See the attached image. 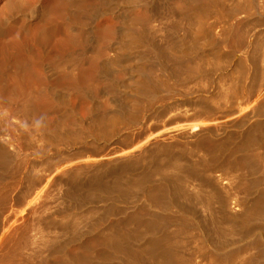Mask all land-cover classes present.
<instances>
[{
    "label": "rangeland",
    "instance_id": "1",
    "mask_svg": "<svg viewBox=\"0 0 264 264\" xmlns=\"http://www.w3.org/2000/svg\"><path fill=\"white\" fill-rule=\"evenodd\" d=\"M208 3L209 0H0V21L4 23L0 34V150L20 163L27 177L43 182L54 162H60L56 168L66 164L65 169L94 163L93 167L85 166L92 168L88 173L75 179L74 187L84 193L99 183L111 186L112 172L121 174L120 184L129 180L125 174L128 171L145 173L149 165L140 161L149 156L147 152L138 153V145L145 143L146 151L152 153L172 141L159 138L168 131L174 134L173 141L176 139L171 144H176L184 128L202 121L208 126L207 131L202 130L210 140L242 135L260 122L261 140L264 0ZM230 26H239L243 36L247 34L246 46L234 45L233 35L226 33ZM250 47L255 59L249 67L245 58ZM246 90L250 94L248 100L244 98ZM259 105L261 111L254 113L252 109ZM45 161L53 163L45 166ZM101 169L106 173L99 174ZM97 174L100 179H94ZM258 179L264 182V173ZM5 184L9 200L0 204V233L8 227L7 216H17L13 227L19 228L28 215L34 214L36 218L40 214L38 210L27 213L30 196L18 194L25 188L24 180L11 186L7 179ZM145 186L141 197L149 189L148 184ZM134 195L130 191L125 198L106 207L88 200L83 204L87 212L84 211L82 222L58 236L53 252L32 241L22 255L35 254L30 257V264H63L62 254L68 255L73 264H95L101 252L95 245L96 230L117 222L120 209L136 210ZM254 196L255 191L250 201ZM25 205L26 209H22ZM44 206L46 218H57L65 209L56 191L45 198ZM89 207L95 208L90 214ZM194 211L202 215L198 208ZM233 237L227 239L230 248L247 241ZM89 260L95 262L88 263Z\"/></svg>",
    "mask_w": 264,
    "mask_h": 264
},
{
    "label": "bare ground",
    "instance_id": "2",
    "mask_svg": "<svg viewBox=\"0 0 264 264\" xmlns=\"http://www.w3.org/2000/svg\"><path fill=\"white\" fill-rule=\"evenodd\" d=\"M208 4H210V0ZM207 7L208 5L205 8ZM195 14L197 15V13ZM199 22L202 21L200 20L198 23ZM1 23H3V21H0V34L4 30H2L4 23L2 26ZM242 30H244V28ZM226 33L228 35H233V43L235 46H246L244 45V39L247 34L245 33L246 35L243 36L239 26H230L226 29ZM261 43H263V41ZM252 48L250 47V51L248 50V57H246L247 59L245 58L246 61L248 60L249 67L253 66V62L251 61H253V55H255V53L253 54L254 50H251ZM154 50L156 49L154 48ZM262 53H264V51H262ZM180 65L181 64L178 66ZM241 71L242 70H240V72ZM240 74L243 73L241 72ZM261 80L262 79H260V81ZM159 81H161V79ZM250 87L252 88V85ZM235 89H237V87ZM238 90L239 88L236 92H238ZM229 91L228 93H230ZM249 95V92L246 90V92H244V98L247 99ZM149 99L150 98H148V100ZM229 99H231V97ZM260 102L264 101L262 100ZM261 105H264V103ZM260 108L261 106L259 105V107H255L252 110H254L253 112L255 113V110L258 111ZM201 113H204V111H201ZM197 117H199V115ZM201 118L203 117L201 116ZM211 119L212 118H210V120ZM215 119L217 120V117ZM102 120L100 119V121ZM1 121L2 120H0V122ZM259 124L260 125H258L257 122L250 128H247L242 135H240V133L239 135L237 134L239 136L238 138L236 134V136L231 134L224 139L215 138L210 140L206 138L207 135L204 133V131H207L208 126L202 121L201 123H196L184 128V131L179 133L182 137L179 136V139H177L179 143L176 142V144H171L174 140V134L168 131L167 126L166 129L168 133H162L160 137H158L160 140L169 142L172 140L170 143L166 144L164 141L166 145L158 147V149L156 148L152 153L146 151L147 146L145 143L138 145L139 147L137 146L138 153L143 154V152H147L149 156V158H145L147 160L143 161L142 159L140 161L142 165H149L147 171H144L145 173L137 172V174H131V171H128L125 174L126 178L129 180L126 184L124 183V185L123 183H119V180L122 179L121 174L118 176L116 173L112 172V174H109L113 177L111 186L108 185L109 187H103L101 185L102 183H99L96 186L87 188L84 193H80L74 187L76 186L75 179H77L78 175L88 173L87 171L91 167L86 168L85 166L93 167L94 163L85 164L83 162L84 166L75 164V166L71 165V168L65 169V167H67L65 166L66 164H64L65 161L63 163L64 165L57 168L56 166L60 162L53 163L51 161H45L43 163L45 166H49L53 163L51 166H55V169L49 166V177L43 182L41 179H31L30 176L27 177L25 171L20 168L21 164L18 162L15 163L11 160L9 155H6L7 153L4 154L3 151L0 150V204L9 200L8 188L5 184L6 180H11V186L18 180H24L25 188L21 191V194H18L25 198L26 196H30V200L27 199L28 202L26 201L31 205L27 213H35L37 210L40 212V214H36V218L34 214L28 215L27 219H25V221L23 220L24 223L19 228L13 227L19 219L17 216L5 217V220L9 221V224L6 222L8 227L0 233V264H30V257L32 258L35 254L30 253L28 256H23L22 252L26 245L32 241L35 242V244L39 243L44 246L49 252H53L56 248L55 245H57L58 236L68 230L75 229L82 222L84 217L83 213L85 211L83 204L85 205V202L88 203V200H90V203H92L91 201H97L102 207H106L108 203L113 204L124 196L126 197L130 191L135 194L136 210L127 211L120 209L121 216H117L119 218L117 222L106 224L100 227V229H97L98 231L96 230L94 235L95 245L101 252L95 264H264V182L258 179L259 174L264 173V140H262L264 137L261 140L260 137H258L261 123L259 122ZM100 130L101 128L98 131ZM260 131H262V129ZM173 132L175 133V131ZM261 134L264 135L262 132ZM175 141H173V143ZM261 150H263V152H261ZM186 156L192 157V159L195 158V160L190 162L185 158ZM67 157L70 156L67 155ZM108 167L109 166L105 168ZM116 170L120 173V167L116 168ZM105 173L106 171L104 169L99 171V174ZM95 178L100 179L98 174L94 176V179ZM146 184L149 185V189L145 190V193L142 194L144 196L141 197L140 191ZM4 190L7 194H4ZM55 191L65 204V209L58 214L57 218H46L43 215V211L47 209V206H44V200ZM254 191L256 192V197L254 196L255 199L250 201L251 193ZM15 199L17 200L19 198ZM26 205L22 209H24ZM93 208L94 207H91L90 209L89 207L91 210L88 212L89 214L94 211ZM194 208H198L202 215L198 216L199 214H196ZM258 228L261 229V232L256 233L255 229ZM17 236L19 237V241H16ZM33 236L35 239L32 238ZM232 236H234L233 239L237 236L241 238L240 241H242V239L244 240V238L247 241L244 242V240L241 244L232 245V247H234L230 248L231 245L228 246L229 243L227 244V239ZM235 240H237V238ZM61 257L63 264H73L72 259H70L68 255L62 254ZM87 262L93 263L95 261L89 260Z\"/></svg>",
    "mask_w": 264,
    "mask_h": 264
}]
</instances>
